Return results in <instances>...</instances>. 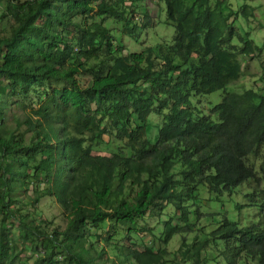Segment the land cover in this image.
Here are the masks:
<instances>
[{
    "label": "trees",
    "instance_id": "16d2710c",
    "mask_svg": "<svg viewBox=\"0 0 264 264\" xmlns=\"http://www.w3.org/2000/svg\"><path fill=\"white\" fill-rule=\"evenodd\" d=\"M0 1V264H264V94L225 92L217 121L191 101L225 91L241 58L264 52L236 25L251 4L151 0L166 4L172 43L131 53L96 19L138 42L162 23L146 0ZM203 192H241L238 209L258 218L206 215ZM44 198L63 230L30 210Z\"/></svg>",
    "mask_w": 264,
    "mask_h": 264
},
{
    "label": "rangeland",
    "instance_id": "374dc122",
    "mask_svg": "<svg viewBox=\"0 0 264 264\" xmlns=\"http://www.w3.org/2000/svg\"><path fill=\"white\" fill-rule=\"evenodd\" d=\"M144 2L146 5L144 11L148 12L151 18L160 19L162 23L142 33L141 38L138 42L129 36L122 35L121 24L109 19L107 20L106 18H104V20L101 18L96 19V21H100L102 24L104 23L107 29H109L111 33H113L116 36L118 42L122 43L125 46L126 52H133V53L141 52L143 51V49L149 46H154L158 42H163V43L166 42L167 44L172 43L175 30L172 26L166 24V19H167L166 4L164 2H160L161 3L160 5L151 0H146ZM244 2H247L254 7V16L249 21H247L240 14L239 20L237 21L236 25L242 31L241 32L242 36L249 37L247 33L250 32L251 37L254 39L255 43L257 45L259 44L261 45L262 43H264V0H233V4L236 7H239V11L242 10V6ZM127 4L129 5L130 2L128 1ZM141 5L142 4H138L137 6L138 12H141ZM3 12H4V2L0 1V17L2 16ZM8 24H10V22L7 19L0 20V29L3 30ZM263 61H264V52L259 58L256 59L242 57L241 63L243 67V72H242V77L239 79V81L230 84L225 89V91L220 90L208 96H199V97L191 98L194 116L195 117H197L198 115L210 116L211 118H213L214 121H217V119L215 118V114L211 109H213L218 103L222 102V98L225 92L241 93L244 90L255 89L259 93L264 94V82L261 81V77L264 76ZM88 79L89 77L87 76V80ZM52 86L55 85L52 84ZM37 100H38V94L32 92V94L29 96V101L34 102ZM3 119L5 122L7 121L12 122L13 116L10 110H7L4 113ZM152 123H155V119L152 120ZM153 131L156 133V129ZM155 133L150 132L152 136ZM262 153H264V147ZM261 157H263V155ZM252 159L255 158L252 157ZM257 165L260 167L261 165L260 160L257 162ZM259 173L262 174L264 177V169L263 170L259 169ZM211 198H214V200H211ZM239 204H243V205L246 204L244 195L241 192L237 194L235 193L234 195L228 197H220L219 199H217L215 195L209 197V194L203 192L202 195H200V201H199V205H201V210L206 215L211 213H217L216 210H221L224 212L223 214L227 215L230 218V220L233 221H237L240 218L242 220H245V218L248 219L258 218V211L256 209L244 208L243 210H239L238 209ZM30 210L33 212L38 210V213L40 214L41 218L48 221H52L55 227L57 226L62 230L65 228L66 221L63 220L62 212L55 200L51 198H44L40 202L36 210H34L32 207H30ZM171 211H172L171 207H169L166 210L167 213L166 215L171 214ZM162 217L164 218L165 216ZM203 218L205 217H202L201 221L198 222V225L206 223L205 220H203ZM154 221H155L154 219H151L149 224L153 226ZM209 229H214V228L210 227ZM12 230L15 231L16 229H12ZM96 231L97 234H99L101 237L105 236L103 230H93L92 232H96ZM118 242L129 243L131 241L128 240L126 237H124L118 239ZM179 243L180 240L178 237L173 238L168 249L172 251V249L177 247ZM112 256L113 255L110 254V257ZM24 258L26 261H29L30 254ZM59 261H63V259L60 258Z\"/></svg>",
    "mask_w": 264,
    "mask_h": 264
},
{
    "label": "clouds",
    "instance_id": "9594fccd",
    "mask_svg": "<svg viewBox=\"0 0 264 264\" xmlns=\"http://www.w3.org/2000/svg\"><path fill=\"white\" fill-rule=\"evenodd\" d=\"M149 47H151V46H149ZM131 53H133V52H131ZM136 53H139V52H136Z\"/></svg>",
    "mask_w": 264,
    "mask_h": 264
}]
</instances>
